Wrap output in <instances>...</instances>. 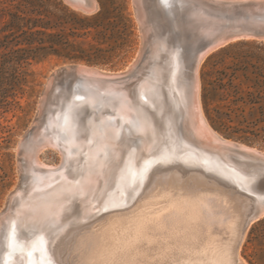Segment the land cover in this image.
<instances>
[{
	"label": "bare ground",
	"instance_id": "obj_1",
	"mask_svg": "<svg viewBox=\"0 0 264 264\" xmlns=\"http://www.w3.org/2000/svg\"><path fill=\"white\" fill-rule=\"evenodd\" d=\"M69 1L76 8L86 12H93L98 6L96 0ZM134 1L137 15L145 25L144 30H150L147 20V0ZM172 1H176L180 6L186 7L188 12H191L193 18L191 22L208 20L209 24L206 27L196 30L200 31L197 33L198 35H206L208 44L192 56V60L185 70H182L181 73L176 71L178 74H176L175 81L178 91L173 113L169 114L168 112L167 92L161 89V86L154 88L155 90H144L143 96L152 101L160 115L164 117V120L158 119V122L159 120L162 121V127L160 129L156 127L161 133L160 136L158 135L160 137L158 146L144 160H139L140 156L143 157L144 154L139 155L129 145V142L138 137L131 133L130 129L132 126L139 125L141 127L145 124L144 122L149 117L146 108L149 106L145 108L147 103H143L141 99L132 95L131 90L133 89L127 85L131 83V80L130 82L126 81L130 71L109 73L95 67L75 66L73 71L71 70L72 72L66 71L65 80L58 82H62L61 84L56 82L58 84L56 86L50 81L55 86L54 89L52 85V89H54L52 91L53 99L49 102L48 108L45 107L46 101H44L46 104L41 106L47 109V115H45L44 121H40L41 123L32 128L26 137L24 136L25 139L23 140L24 169L27 171V179L24 181L26 188H24H29L28 191L33 193L27 197L21 194L19 203L18 198L16 201L18 209L23 214L33 215L41 208L42 202L44 203L41 201L42 199H39V196L52 198V207L60 210L64 200L68 199L69 196L78 195L76 196L77 208L79 209L78 217L72 224L69 222L63 227L59 234L57 233L58 235L54 240L55 249L51 254L56 255L57 251H62L65 246H61L62 238L67 236L70 229L80 227L82 231H79V236L76 235V242L71 241L72 247L75 246L74 243L76 250L80 249L81 263L78 261L79 264H152V262L159 264H244L240 258V248L252 222L264 215L263 201L259 198L258 202L255 201L256 205L250 213L241 214L236 222L228 221L226 223L224 215L227 213L225 214V210L223 211L226 208L223 206L224 201H220L219 198H209L203 193L187 195L182 190L183 185H194L204 191L214 192L224 195V197L230 195L238 200L243 208L248 209V202L235 186H240L239 178L245 177L240 166L246 165L247 168L251 161L264 163V152L226 139L211 127L202 108L199 69L208 53L230 41L248 37L254 38V36L264 39V3H256L252 7H234L236 3L248 0H167V3L165 0H157L160 11L169 13L167 5ZM256 1L264 2V0ZM180 15L182 14L180 13ZM184 25L186 26V24ZM184 27L183 29H187ZM195 27L194 25L193 28L195 29ZM154 40L159 42L160 39ZM156 45L158 44L156 43ZM155 51L152 52L153 55H156ZM172 56L175 57L174 54ZM164 57L166 58V54ZM171 57L170 59H172ZM170 59L169 61H171ZM157 61L152 62L157 65ZM177 62L179 61L177 60ZM170 63L173 64L174 61ZM178 64L179 67L182 65ZM169 65L171 66V64ZM159 67H162L161 64ZM61 72H59L60 75ZM170 72L173 73V71ZM57 75L59 76L58 73ZM166 76L158 80H165ZM144 77L143 79H146ZM140 79L142 81V78ZM149 80L151 79H148L150 83ZM155 80L157 81V79ZM153 81L151 82L154 83ZM159 82L161 80L155 83ZM167 83L169 82L167 81ZM136 84L140 86V81ZM146 84L148 85L147 82ZM49 87L51 88V86ZM42 108L41 110H43ZM152 112L154 111L150 113ZM44 114L40 116L44 117ZM153 115L152 118H155ZM137 133H139L142 142L146 143L142 136L143 131H137ZM180 134L187 141V147L183 150L178 148L177 136ZM47 147H54L59 150L62 156L60 166H51L43 162L40 153ZM204 152L210 153L211 156H208L210 154L203 155ZM231 158L237 159V162L240 159L242 162L231 166L229 163ZM125 163L128 165L123 167ZM132 173L134 176L129 183L131 188H127L128 196L125 193L126 196L122 200H119L121 196H116L119 197L116 199L112 195L107 201L103 200L105 198L101 199V189L106 186L103 187V185L98 184L101 178L98 179L97 176H102L106 182L113 175H116L112 177V180L116 178V182L120 181L121 184L126 182L125 179ZM123 183L121 186L126 184ZM120 184H118L119 187ZM97 186L99 187L97 188ZM106 190L107 188H105ZM104 195L103 197H105ZM104 211L108 214L101 216ZM69 216L66 219H71ZM100 216L101 218H99ZM95 220L100 222L96 226L92 225ZM22 222H28L30 225L32 220L28 216L22 219ZM13 223L15 225L12 228L11 236L6 239L8 253L6 252L5 258L3 256L2 264H14L15 261L8 262L12 259V252L15 249V236H17L21 226L18 221ZM49 224L46 223V225ZM22 228V230L20 229L22 244L36 241L34 238L36 233L33 236L32 224ZM226 229L230 230L231 233L227 257L225 254L222 255L223 246L219 237V232L221 230L226 231ZM73 231H75L74 228ZM39 237L41 238V236ZM43 237L39 238L42 247L38 253L36 252L37 254H34V259L40 257L41 261H49L51 254L43 248L45 242ZM60 246L62 248L58 249ZM2 250L4 249L2 248ZM76 250L73 251L76 252ZM182 250H185L189 255L184 258L179 257ZM23 252L21 251V253ZM62 252L64 253L65 250ZM27 255L31 256L28 253ZM24 259L23 261H25ZM59 260L56 258V261ZM73 260L72 258V262Z\"/></svg>",
	"mask_w": 264,
	"mask_h": 264
},
{
	"label": "rangeland",
	"instance_id": "obj_2",
	"mask_svg": "<svg viewBox=\"0 0 264 264\" xmlns=\"http://www.w3.org/2000/svg\"><path fill=\"white\" fill-rule=\"evenodd\" d=\"M96 1L98 4L97 9L93 12H86L73 6L69 0H0V220L2 221L0 224V264H2V261L8 253L6 239L10 238L13 231L12 228L15 225L13 222L16 221L19 222L21 227L16 234L17 236H15V249L12 252L13 256L11 255L12 259L8 260V262L15 260L14 264H62V262H64V264H79L78 261L81 260L79 257L80 249L76 250V244H74L77 240L76 235H80L79 231H82L80 227H73L75 230L73 231L74 233L72 232V228L67 233V236L65 235L64 238H62L63 244L61 243V246H65L63 248L60 246L58 249L62 248V251L65 250L64 253L59 250L57 251L58 253L62 252L59 253V255H57L58 253L56 255L51 254L54 251L53 249H55L54 240L61 229L68 225L69 222V224H72L78 217L79 209L77 208L76 201V196L78 195L69 196L68 199L64 200L60 210L52 207V198H46L43 195L42 197L39 196V199H42L41 201H44V203L42 202L41 208L33 215L23 214L17 206L21 194L27 197L33 193L32 191H28L29 188L25 189L26 184L24 181L27 179V171L24 169L25 156L23 151V140L32 128L44 121L45 115H47L46 108H48L49 102L53 99L52 91L55 89V86L51 84V82L56 84V82L58 83L63 79L65 80L66 71L68 73L72 72L75 66L95 67L109 73H125L130 71L128 77H126V81L130 82L131 80V83L127 85L130 89H133L131 90L132 95L141 99L143 103H147L145 108L149 106L146 110L150 118L148 117V120L144 122L145 124L141 125V127L135 125V127L132 126V129H130V132L136 134L138 137L134 138L132 142H129V145L132 147V150L135 152L137 151L136 153L139 155H141V153L144 154L143 157L140 156L139 158L140 161L144 160L149 153L154 151L158 146L159 136L161 134L159 129L162 127V121L160 120H164V117L160 115L155 104L143 96L144 90L149 91L161 86L160 88L167 92L165 93L166 98L168 97L169 114L175 111L178 91L175 81L176 74H178L179 71L181 73L182 70H185L191 62L193 55H189V48L193 44H200L199 38L201 34L198 35L197 33H200V31L196 30L199 28L202 29L209 24L206 19L194 23L191 22L193 20L191 12H188L186 7L180 6L176 1H172L167 5L169 13L166 14V12L160 11L157 0H147V20L150 25V30L145 31V25H143L137 15V8L134 0ZM180 13L182 15H180ZM13 14H17L20 18L19 22L22 23V25H25L28 20L38 22L39 24H50L49 26L51 27L48 29H43L41 27L35 29L46 32V35L42 36V38L46 40V46H50L52 42L58 40L59 37H62L63 43L54 45L56 51H49L46 55L20 62L17 57L18 54L13 52L17 49H28L29 46L27 44L15 47H6L2 45L5 37L9 35L11 33L10 30L13 29V27L10 26L13 21ZM187 17L188 19L186 20ZM194 25L196 26L195 29L193 28ZM183 27L187 29H183ZM25 29H27V27H25ZM12 31L15 30L13 29ZM39 38H41V36H39ZM158 38L161 41L159 40L158 42L154 40ZM252 38L253 37H248L230 41L208 53L199 69L201 103L204 115L209 124L222 137L245 144L249 147L257 148L264 152V39ZM155 42L159 46L156 45ZM36 46H38L37 43L33 47ZM155 48L158 49L156 50ZM152 50H156V55L152 54ZM173 50H176L175 53ZM193 51L194 48L192 52ZM176 53L179 55L177 56ZM165 54L166 58L164 57ZM173 54L175 57L172 56ZM170 57L172 59H170ZM168 58L171 61H169ZM177 60L179 62H177ZM152 61H157V65ZM173 61V64L170 63ZM163 63L165 64L163 65ZM166 63L168 65L171 64V66L169 65L168 67ZM178 63H180V65L182 64V68L181 66L179 67ZM160 64L162 66L161 68L159 67ZM157 66L158 68H156ZM63 68L66 69L64 70V74L63 70H61ZM164 68L169 69L166 71ZM170 71H173V73ZM59 72H61V75L63 74L62 77ZM144 76L146 79H143ZM164 76H166L165 80H162ZM140 78H142V81H145L142 82ZM147 78L151 79L149 80L150 83ZM159 78H162L160 79V84L155 83L160 81L158 80ZM155 79H157V81ZM139 81L140 86L136 84L139 83ZM167 81L171 83L169 84ZM58 84H56V86ZM52 85L54 89H52ZM49 86H51V88ZM137 86L139 87L136 88ZM48 88L52 90L50 91ZM171 88L172 91H170ZM169 98L171 101H169ZM44 101L47 103L45 106L46 108L41 107L43 104H46ZM41 108L43 110H41ZM151 111L154 112L150 113ZM153 113L155 114L153 115ZM41 114H44V117H41ZM152 115L155 118H152ZM158 119H160L159 122ZM141 130L143 131L142 136L146 143L142 142L139 133H137V131ZM177 137L179 142L178 148L179 150H183L187 147L186 138L182 134ZM207 154L210 153H203V155L206 156ZM208 156L210 157L211 154ZM40 157L45 164L51 166H60L62 163L61 153L54 147L45 148L40 153ZM238 162H242V160L239 159ZM238 162L237 159H229L231 166L236 165ZM125 165L128 164L125 163L123 167ZM245 166H240L244 171L245 177L242 179L239 178L240 186H235L240 190L243 195L242 197L248 202V209L243 208L240 202L230 195L224 197V195L204 191L198 186L183 185L184 191L182 190V192L185 194L187 193V195L203 193L208 195L209 198H219L220 201H224L223 206L226 207L223 209V211L225 210V214L227 213L224 215L225 217L223 216L226 223L228 221L236 222L241 214H248L252 211L259 198L264 201V165L251 161L248 163L249 167L246 168ZM114 176L116 175L112 177ZM133 176V173L128 176V178L125 179L126 182H124L126 184L122 186L121 184L123 182L121 184L120 181L116 182V178L112 180L111 177L107 181L112 182L108 183L107 181L104 182L102 176H97L98 179L101 178L98 184L103 185V187L106 186L101 189V199L105 198L103 200L107 201L110 195H112V197L121 196L120 198L116 197V199L119 198V200L124 199L126 194L128 196L129 191L127 188H131V184L129 183L132 181ZM114 180L115 184L113 183ZM118 184H120V187ZM98 187L99 186H97V188ZM105 188H107L106 191L108 195L106 194ZM103 195L105 197H103ZM17 198L18 203L16 201ZM236 210L238 211L236 212ZM104 212L101 216L108 214V212ZM69 215L71 219H66ZM28 216H30L32 220L30 225L28 222H22V219ZM101 216L99 218H101ZM96 222L95 220V222H93L95 224L92 223V225L96 226L100 223ZM46 223L50 224L46 225ZM31 224L33 227V236L36 233L34 236L36 241L22 244L23 239L20 229L22 230V227H29ZM224 231L225 230H221V232H219V237L223 246L222 255L225 254V257H227L231 233L228 229ZM69 233L75 234H72L75 238L71 236V240V234L68 235ZM39 236H41V238L44 236L43 240L45 242L43 243V248L51 254H49L51 257L49 261H41L40 257L34 259V254H37L38 250L42 247L39 242ZM71 241H75L73 243L75 246L72 247ZM2 248L4 250H2ZM73 250H76V252ZM21 251L23 253H21ZM27 253L31 254V256L27 255ZM73 253L76 255H73ZM188 255L189 254L186 253L185 250H182L179 257L184 258ZM22 258H25V261H23ZM56 258L60 260L56 261ZM72 258L75 260V263L74 260L72 262ZM240 258L244 264H264V215L255 219L248 228L246 237L240 248ZM152 264L159 263L152 262Z\"/></svg>",
	"mask_w": 264,
	"mask_h": 264
},
{
	"label": "trees",
	"instance_id": "obj_3",
	"mask_svg": "<svg viewBox=\"0 0 264 264\" xmlns=\"http://www.w3.org/2000/svg\"><path fill=\"white\" fill-rule=\"evenodd\" d=\"M12 18L13 21L10 26L13 27L15 31H12L13 29L10 30L11 33L5 37L2 45L6 47H15L27 44L29 46L28 49H17L13 52L18 54L17 57L20 62L46 55L49 51H56L54 45L63 43L62 37H59V39L52 42L50 46H46V40L42 38V36L46 35V32L43 30H35L37 27L48 29L51 27L49 26L50 24H39L38 22L28 20L25 25H22V23L19 22L20 18L17 14H13ZM25 27H27V29H25ZM39 36H41V38H39ZM36 43L38 46L33 47Z\"/></svg>",
	"mask_w": 264,
	"mask_h": 264
},
{
	"label": "water",
	"instance_id": "obj_4",
	"mask_svg": "<svg viewBox=\"0 0 264 264\" xmlns=\"http://www.w3.org/2000/svg\"><path fill=\"white\" fill-rule=\"evenodd\" d=\"M256 3H264V2L256 1V0H248V1H246V2L236 3V4L234 5V7H240V6H243V7H252V6L255 5ZM254 37H256V38H260L259 36H254ZM199 40H200V44H199V45H195V44H193V45L189 48V50H188L189 54H191V55L194 56V54H196V52H197L198 50H201V49H203L204 47L207 46V44H208V38H206V35L201 34ZM193 48L195 49L194 52H192ZM61 70L64 71V70H66V69L63 68V69H61ZM80 86H81V84H80ZM235 142H236V141H235ZM255 163L260 164V165H264V163H262V162H255ZM262 203H264V201H263Z\"/></svg>",
	"mask_w": 264,
	"mask_h": 264
},
{
	"label": "snow or ice",
	"instance_id": "obj_5",
	"mask_svg": "<svg viewBox=\"0 0 264 264\" xmlns=\"http://www.w3.org/2000/svg\"><path fill=\"white\" fill-rule=\"evenodd\" d=\"M165 3H167V0H165Z\"/></svg>",
	"mask_w": 264,
	"mask_h": 264
}]
</instances>
